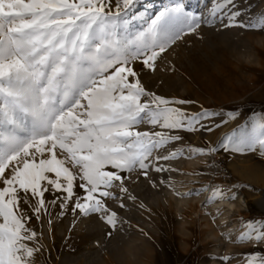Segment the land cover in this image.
Here are the masks:
<instances>
[{"label": "snow or ice", "instance_id": "6c2138e0", "mask_svg": "<svg viewBox=\"0 0 264 264\" xmlns=\"http://www.w3.org/2000/svg\"><path fill=\"white\" fill-rule=\"evenodd\" d=\"M210 3L205 16L170 0L133 30L136 0H0V264H35L42 234L29 222L57 200L62 210L71 202L74 214H96L115 229L119 217L107 201L135 200L122 173L147 178L149 170L177 171L159 162L186 151L189 158L217 152L172 148L181 133H212L220 114L187 111L194 101L149 90L135 68L154 73L162 55L202 24L264 28V17L239 20L237 0ZM219 147L264 153V117L246 135L226 134ZM45 193L62 195L47 201ZM222 199L235 196L213 187L208 203ZM244 227L237 243L264 242V222ZM245 264H264V256L249 255Z\"/></svg>", "mask_w": 264, "mask_h": 264}, {"label": "rangeland", "instance_id": "374dc122", "mask_svg": "<svg viewBox=\"0 0 264 264\" xmlns=\"http://www.w3.org/2000/svg\"><path fill=\"white\" fill-rule=\"evenodd\" d=\"M169 2L136 0L130 12L136 17L132 29L143 25L139 18L145 16L140 14L153 16ZM184 3L190 11L205 16L212 6L210 0ZM236 7L242 12L239 20L245 24H259L264 17V0H237ZM135 68L149 90L166 98L194 101L184 106L187 111L203 107L220 114L213 118L220 127L212 133H181L184 139L172 148L215 147L217 152L189 158L186 151L180 159L159 162L177 171L149 170L147 178L139 171L122 173L129 177L125 186L135 200L130 202L120 194L121 199L107 201L119 217L115 229L109 225L104 231L80 228L82 219L95 225L99 216L74 214L71 202L62 210L57 200L55 205H49L50 235L44 215L39 221L33 217L29 222V227L42 234L43 247L35 255V264H245L249 255L264 256V242H236L247 223L264 222V153H237L219 147L226 134L246 135L253 123L264 117V28L225 27L219 21L213 26L202 24L196 34L185 36L162 55L154 73L142 71L139 63ZM229 113L235 118H230ZM190 183L218 186L227 195L235 196L229 200L236 206L228 213L227 207H217L218 211L214 203L194 200V190L189 191L191 204L180 210L169 191L176 189L175 195L184 194L183 190L192 189ZM74 191L77 196L84 195L79 187ZM61 195L45 193L47 201ZM24 207L31 215L27 205ZM225 213L227 218L222 221ZM100 239L101 245L97 244Z\"/></svg>", "mask_w": 264, "mask_h": 264}, {"label": "bare ground", "instance_id": "6f19581e", "mask_svg": "<svg viewBox=\"0 0 264 264\" xmlns=\"http://www.w3.org/2000/svg\"><path fill=\"white\" fill-rule=\"evenodd\" d=\"M140 16H147V12H144V13H142V14H140ZM218 26V25H217ZM221 27V26H220ZM204 28V27H203ZM216 30V29H215ZM219 30V29H218ZM212 32V31H211ZM247 52V51H246ZM190 160V159H189ZM188 161V160H187ZM191 161H193V160H191ZM194 162V161H193ZM193 162H190V163H193ZM193 177V176H192ZM189 178V177H188ZM190 178H191V176H190ZM189 178V179H190ZM192 179V178H191ZM193 180H195L194 178H193ZM189 183V182H188ZM189 186H191L192 187V189L191 190H183V193L185 194V193H189V191H194V190H196L197 191V196H195L193 199L195 200V198H199V200H201L202 202H203V204H205L207 201H208V198L210 197V195H211V189H212V185H210V184H207V185H205V186H202V187H200V186H195V185H193V184H191L190 183V185ZM170 187V186H169ZM177 187V186H176ZM175 187V188H176ZM173 188V187H172ZM179 188V187H178ZM170 190V189H169ZM172 190V189H171ZM175 191H176V189L175 190H172V191H169L170 192V196H173L174 197V199L176 200V202H177V206H178V208H180V210H183V209H186L185 207L186 206H188V205H190L191 204V199H192V194H189V195H184V194H182V192L179 194V195H175ZM177 194V193H176ZM194 194V193H193ZM175 195V196H174ZM130 200V199H129ZM198 200V199H197ZM200 201V202H201ZM129 202V201H128ZM130 202H131V200H130ZM244 203V200L243 199H241V203ZM214 203V205H215V207H216V209H217V207H218V209L220 208V207H227L226 208V213H228L230 210H233L234 209V207L236 206L235 205V203L234 202H232V201H230L229 199H222V200H218V201H215V202H213ZM242 203V204H243ZM212 204V203H211ZM245 205V204H244ZM202 206V205H201ZM204 206V205H203ZM213 209H215V208H213ZM217 209V210H218ZM201 210V209H200ZM205 210V209H204ZM219 211V210H218ZM218 211H216V212H218ZM203 212V211H202ZM214 212V211H213ZM212 212V213H213ZM221 212V211H220ZM208 213V212H207ZM215 213V212H214ZM225 213V214H226ZM204 215H206V214H204ZM215 215V214H214ZM231 215V214H230ZM207 216V215H206ZM209 216V215H208ZM207 216V217H208ZM44 217H45V222H46V226H47V232H48V234L50 235L51 234V232H52V230H51V227L49 226V222H48V215H44ZM205 217V216H204ZM210 217V216H209ZM214 217L215 216H213V219H214ZM203 218V217H202ZM225 218H227V214H226V216H223V217H221L220 219L223 221ZM228 218H229V216H228ZM230 219V218H229ZM205 220V219H204ZM209 220V219H208ZM207 220V221H208ZM212 220V219H211ZM217 220V219H216ZM227 220V219H226ZM225 220V221H226ZM218 221V220H217ZM216 221V222H217ZM208 222H211V221H208ZM88 223V220L87 219H82L80 222H79V227L80 228H83V226H87L89 229H99V230H101V231H104L105 229H106V226H107V224L106 223H104V221H102L101 219L100 220H96L95 221V225H91V224H87ZM219 223H221V222H219ZM224 223H227V222H224ZM223 223V224H224ZM229 224V223H228ZM78 225V224H77ZM210 225V224H209ZM209 225H207V226H209ZM217 225V224H216ZM224 226H226V224L224 225ZM214 229V228H213ZM213 229H212V231L211 232H213ZM227 229V228H226ZM215 231V230H214ZM217 232L215 231V233L214 234H216ZM213 235V234H212ZM214 236V235H213ZM97 244H99V245H101L102 244V241H101V239L99 240V241H97Z\"/></svg>", "mask_w": 264, "mask_h": 264}]
</instances>
